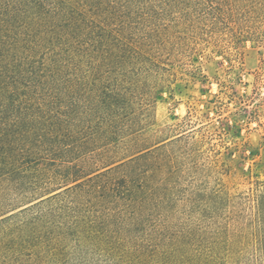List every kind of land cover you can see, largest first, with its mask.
<instances>
[{"label":"trees","instance_id":"16d2710c","mask_svg":"<svg viewBox=\"0 0 264 264\" xmlns=\"http://www.w3.org/2000/svg\"><path fill=\"white\" fill-rule=\"evenodd\" d=\"M163 1L0 0V183L24 198L0 215V264L230 261L222 228L193 219L221 196L192 193L181 225V137L82 164L144 128ZM253 200L236 235L264 264V181Z\"/></svg>","mask_w":264,"mask_h":264},{"label":"rangeland","instance_id":"374dc122","mask_svg":"<svg viewBox=\"0 0 264 264\" xmlns=\"http://www.w3.org/2000/svg\"><path fill=\"white\" fill-rule=\"evenodd\" d=\"M159 5L151 29L161 47L146 50L159 66L148 79L158 89L144 128L82 164L181 137V225L192 193L221 196L212 220L193 219L211 232L222 228L232 249L225 264H249L252 251L236 234L253 216L254 189L264 181V0H164L162 12ZM21 201L0 183V215Z\"/></svg>","mask_w":264,"mask_h":264}]
</instances>
